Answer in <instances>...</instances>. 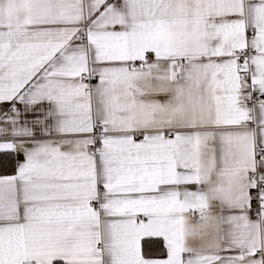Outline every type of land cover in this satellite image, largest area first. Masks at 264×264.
Listing matches in <instances>:
<instances>
[{"label":"snow or ice","instance_id":"1","mask_svg":"<svg viewBox=\"0 0 264 264\" xmlns=\"http://www.w3.org/2000/svg\"><path fill=\"white\" fill-rule=\"evenodd\" d=\"M0 264H264V0H0Z\"/></svg>","mask_w":264,"mask_h":264}]
</instances>
